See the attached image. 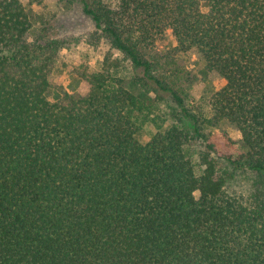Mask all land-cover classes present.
Returning a JSON list of instances; mask_svg holds the SVG:
<instances>
[{
    "label": "trees",
    "instance_id": "trees-1",
    "mask_svg": "<svg viewBox=\"0 0 264 264\" xmlns=\"http://www.w3.org/2000/svg\"><path fill=\"white\" fill-rule=\"evenodd\" d=\"M81 3L109 52L74 70L85 93L51 80L73 38L29 41L25 5L0 0V264H264V0ZM191 50L226 83L186 103L162 71ZM223 118L242 133L229 156L205 134ZM238 171L246 195L227 188Z\"/></svg>",
    "mask_w": 264,
    "mask_h": 264
},
{
    "label": "rangeland",
    "instance_id": "rangeland-1",
    "mask_svg": "<svg viewBox=\"0 0 264 264\" xmlns=\"http://www.w3.org/2000/svg\"><path fill=\"white\" fill-rule=\"evenodd\" d=\"M21 2L25 5L24 0H21ZM33 4L37 5V9H33ZM25 7L31 20V28L27 33L29 41H32L41 30L52 36H71L73 38L69 45L61 49H67V52L64 54H61V51L59 52V58L51 80L53 84L61 85L69 92L78 91L85 93L88 89V84L75 75L74 70L84 65L93 68L89 64L92 56L88 50L92 54H102L103 57L109 55V52L108 45L105 42L103 44L107 46L106 49L101 47L102 42L98 47H94L93 44L89 43L87 38L94 29V23L83 12L81 0H27V6L25 5ZM172 38V34L170 36L167 32L162 40L157 41L159 43L156 42L158 53L165 54L164 52L167 49L174 46ZM82 42L85 49L88 50H80L79 46ZM193 55H195V58H193ZM172 56L175 63L164 65L162 71L164 75H162L173 81L175 83L174 87L182 89L181 92L186 103L192 99L210 96L225 84L218 86V81L224 80V78L215 71H206L204 61L196 51L191 50L182 54L176 53ZM113 58H119L121 67L118 70V74L122 77L124 85L139 93V88L132 84V79L139 71L132 70L121 55L115 56L113 54ZM97 64L101 66V61L97 60ZM65 72L67 73V86L65 81L61 79ZM47 95L50 99L55 97L53 90H49ZM151 95L154 96L153 93ZM229 129L238 130L233 123L223 118L215 126L205 130L207 140L214 145L215 154L229 156L240 141V139L232 138ZM156 131L157 126L152 122H147L137 130L136 138L144 143L145 140L143 138L149 137ZM255 180V176L248 171L234 172L233 176L229 177L227 181V188L231 193L246 195L250 192Z\"/></svg>",
    "mask_w": 264,
    "mask_h": 264
},
{
    "label": "clouds",
    "instance_id": "clouds-1",
    "mask_svg": "<svg viewBox=\"0 0 264 264\" xmlns=\"http://www.w3.org/2000/svg\"><path fill=\"white\" fill-rule=\"evenodd\" d=\"M24 3L27 6V0H24ZM32 7H33L34 10L37 9V5L36 4H33ZM201 11L204 12V13H207L209 11V9L207 7H204L202 5ZM167 32L171 36L172 29L171 28L167 29ZM172 40H173V45H175V43H176L175 38L173 37ZM157 43H159V42H157ZM101 47L102 48H105V49L107 48V46L104 45L103 42L101 44ZM79 48L82 51L88 50V49H85V46L83 45V42L81 43V45L79 46ZM88 51L90 52V55L92 56V58L89 60V64L93 68H96L97 70H100L101 66L97 64V60L103 61V59H104L103 55L102 54H92L90 50H88ZM65 52H67V49L61 50V54H64ZM114 55L115 56H120L121 53L118 50H114ZM193 58H195V55H193ZM77 59H79V57H77ZM66 75H67V73L65 72V74L63 76H61V79L65 81V85L67 86ZM224 83H226V81H224V80L218 81V86L219 85H222ZM167 126L168 125L166 123L160 130L161 131H164V129L167 128ZM229 131H230V134H231V136H232L233 139H240V138H242V133L239 130L229 129ZM143 139L146 141V140L150 139V137H144ZM236 147H240V145H236Z\"/></svg>",
    "mask_w": 264,
    "mask_h": 264
}]
</instances>
